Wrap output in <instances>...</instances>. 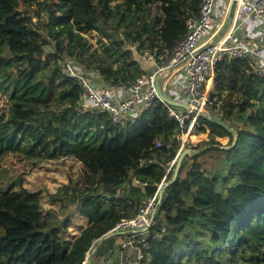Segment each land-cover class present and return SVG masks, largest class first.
I'll return each instance as SVG.
<instances>
[{
    "label": "trees",
    "instance_id": "obj_1",
    "mask_svg": "<svg viewBox=\"0 0 264 264\" xmlns=\"http://www.w3.org/2000/svg\"><path fill=\"white\" fill-rule=\"evenodd\" d=\"M200 2L0 0V168L17 165L4 169L11 177L0 172V264H83L94 247L93 264L119 263L114 253L126 232L99 238L155 193L183 127L161 100L125 124L83 110L80 84L57 60L75 57L80 70H96L109 82L135 79L148 68L142 51L171 49ZM93 30L100 46L85 35ZM213 83L221 103L211 112L232 130L197 117L195 133L209 136L184 156L173 180L175 165L168 172L145 264H264V75L245 58L224 57ZM223 135L226 146L217 138ZM157 138L172 146H156ZM64 155L83 163L87 178L84 187L70 181L64 192L51 193L66 213L60 219L23 175ZM127 182L130 190L121 192ZM71 204L87 222L67 238Z\"/></svg>",
    "mask_w": 264,
    "mask_h": 264
},
{
    "label": "built area",
    "instance_id": "obj_2",
    "mask_svg": "<svg viewBox=\"0 0 264 264\" xmlns=\"http://www.w3.org/2000/svg\"><path fill=\"white\" fill-rule=\"evenodd\" d=\"M229 3L230 0H201L199 14L187 18L186 33L171 49L159 51L158 47H147L142 51V61L150 66L135 79L109 82L101 74L92 76L80 70L75 57L62 56L57 60L63 71L80 84L83 95L80 107L83 110L106 112L113 123L125 124L134 113L140 109L154 108L161 100L169 114L175 116L183 127L178 135L180 147L176 156L168 162L166 173L157 184L155 193L143 200L134 216L122 218L111 230L126 232L116 247L118 264H145L149 231L156 223L158 198L167 184V174L176 164L179 153L185 146H190L189 133L195 129L197 117L211 112L213 106H220L221 101L212 94L217 62L224 57L245 58L253 71L264 75V43L246 30V20L250 18L264 24V0H237L231 26L220 39L211 43L224 20ZM179 68H184L187 74L186 82L180 89L182 98L172 91L177 88L171 75ZM159 80L173 97L188 103L189 108L164 101L158 93ZM188 119L189 124L186 123ZM156 146L170 148L172 141L157 138ZM89 253L83 264H87ZM111 260L109 258L108 263Z\"/></svg>",
    "mask_w": 264,
    "mask_h": 264
},
{
    "label": "rangeland",
    "instance_id": "obj_3",
    "mask_svg": "<svg viewBox=\"0 0 264 264\" xmlns=\"http://www.w3.org/2000/svg\"><path fill=\"white\" fill-rule=\"evenodd\" d=\"M155 10L156 8L153 7V11ZM85 35H87L90 40L94 42L95 46H100V43L97 41L98 32L96 30H93L92 33L87 32L85 33ZM48 46L50 49L52 48L54 50L53 42H51ZM132 47L135 48L136 46L133 45ZM135 55L137 56V54ZM87 72L91 73L92 76L99 74L96 70H91ZM208 134V132L195 133L193 128L189 133L190 146L185 147H190L191 149L194 148V146L199 141H201L202 139H207L209 136ZM217 138L221 141L222 145H228V135L218 136ZM1 164H3L6 168L1 167L0 172H2L6 177H11L10 171L8 173V170L4 169H8L9 167L16 168L17 165H15L13 161L2 162ZM166 165L168 167V163H166ZM23 178V182L26 187L31 190H38L42 192L44 208L55 209L59 213V218L62 219L66 213H62L60 201L52 200L51 193L64 192L62 187L70 183V181L73 182V184L76 183L78 186L84 187L87 177L86 169L83 163H81L79 160H77L71 155H64L58 158L43 160L36 167L31 168L29 172L24 174ZM132 179L135 180V182H140L136 177H133ZM120 190L121 192H124L123 190H125V193L128 192L130 190V183L127 182L121 187ZM68 212L72 214L74 221L71 227H69V229L65 231L64 234L67 238H73L78 233V226L82 223L85 224L87 222V219H85L80 213L76 204H71Z\"/></svg>",
    "mask_w": 264,
    "mask_h": 264
},
{
    "label": "water",
    "instance_id": "obj_4",
    "mask_svg": "<svg viewBox=\"0 0 264 264\" xmlns=\"http://www.w3.org/2000/svg\"><path fill=\"white\" fill-rule=\"evenodd\" d=\"M236 4H237V0H230V3L228 5L227 8V12L225 14L224 20L221 24V26L219 27V30L217 32V35L215 36L214 40L211 41V43H213L214 41L220 39L229 29V27L231 26L233 20H234V14H235V10H236ZM158 93L160 95V97L166 101L167 103L174 105V106H179V107H184V108H189L188 103H185L175 97H173L162 85V83L160 82V80L158 81ZM203 115L208 116L209 118H211L213 121L227 127L228 129L232 130V128L226 123L224 122L219 116H216L214 113L209 112L207 113H202ZM192 152V149L190 147H186L184 148L178 155L177 160H176V164H175V169H174V173L172 176L173 180L179 172V168L181 166V163L183 161L184 156L187 153ZM169 182V181H168ZM114 233V231H109L106 234H104L103 236H101L99 238V242H101L103 239H105L106 237L111 236ZM96 247H94L92 249V252L89 253L88 257H87V264H93L92 263V253L95 251Z\"/></svg>",
    "mask_w": 264,
    "mask_h": 264
},
{
    "label": "crops",
    "instance_id": "obj_5",
    "mask_svg": "<svg viewBox=\"0 0 264 264\" xmlns=\"http://www.w3.org/2000/svg\"><path fill=\"white\" fill-rule=\"evenodd\" d=\"M246 30L251 35L254 36L256 39H259L264 43V24L260 20H254V19H248L246 20ZM147 67L150 66L148 63H144ZM187 79V74L184 70V68H179L173 74L171 75V80L175 82V88H173V92L176 96L179 98H182L181 96V87L183 84H185ZM182 109V108H180ZM115 255V253H114Z\"/></svg>",
    "mask_w": 264,
    "mask_h": 264
},
{
    "label": "bare ground",
    "instance_id": "obj_6",
    "mask_svg": "<svg viewBox=\"0 0 264 264\" xmlns=\"http://www.w3.org/2000/svg\"><path fill=\"white\" fill-rule=\"evenodd\" d=\"M195 140V139H194Z\"/></svg>",
    "mask_w": 264,
    "mask_h": 264
}]
</instances>
